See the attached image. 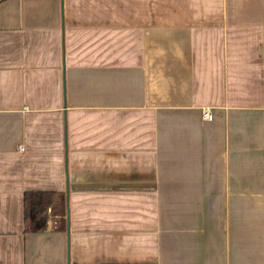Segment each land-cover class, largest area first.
Wrapping results in <instances>:
<instances>
[{
  "label": "crops",
  "instance_id": "obj_1",
  "mask_svg": "<svg viewBox=\"0 0 264 264\" xmlns=\"http://www.w3.org/2000/svg\"><path fill=\"white\" fill-rule=\"evenodd\" d=\"M0 264H264V0H0Z\"/></svg>",
  "mask_w": 264,
  "mask_h": 264
},
{
  "label": "trees",
  "instance_id": "obj_2",
  "mask_svg": "<svg viewBox=\"0 0 264 264\" xmlns=\"http://www.w3.org/2000/svg\"><path fill=\"white\" fill-rule=\"evenodd\" d=\"M55 192L31 190L24 192L23 215L24 222H27L26 229L37 231L43 228L50 215H56L61 221V228L64 226L65 202L64 197L59 195V202L56 206L47 211V206L51 204Z\"/></svg>",
  "mask_w": 264,
  "mask_h": 264
},
{
  "label": "built area",
  "instance_id": "obj_3",
  "mask_svg": "<svg viewBox=\"0 0 264 264\" xmlns=\"http://www.w3.org/2000/svg\"><path fill=\"white\" fill-rule=\"evenodd\" d=\"M202 117L205 120H210L211 119V111L209 109H204L202 111Z\"/></svg>",
  "mask_w": 264,
  "mask_h": 264
}]
</instances>
